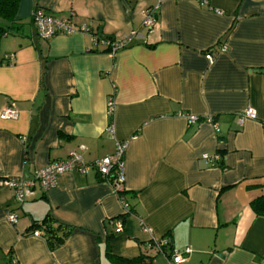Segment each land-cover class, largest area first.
Listing matches in <instances>:
<instances>
[{
  "label": "crops",
  "instance_id": "obj_1",
  "mask_svg": "<svg viewBox=\"0 0 264 264\" xmlns=\"http://www.w3.org/2000/svg\"><path fill=\"white\" fill-rule=\"evenodd\" d=\"M35 8L74 32L39 38ZM132 32L115 51L102 42ZM8 103L18 117L0 118V178L30 179L73 151L92 163L128 142V210L94 169L22 204L0 185V264H169L187 248L181 264H261L264 216L250 203L264 196V0H19L0 37V113ZM248 107L255 118L240 123ZM44 220L69 228L54 248L31 234Z\"/></svg>",
  "mask_w": 264,
  "mask_h": 264
},
{
  "label": "built area",
  "instance_id": "obj_2",
  "mask_svg": "<svg viewBox=\"0 0 264 264\" xmlns=\"http://www.w3.org/2000/svg\"><path fill=\"white\" fill-rule=\"evenodd\" d=\"M32 22L35 26L37 35L41 39H49L58 33L71 34L74 32V28L69 19H58L51 15L45 14L41 9L35 8L31 14ZM154 24V18L151 16L149 10H146L145 25L151 29ZM83 31H88V28H83ZM136 36V32H132L129 37L123 40H102L104 44L115 51L117 49L127 46L132 38ZM93 41L98 40L97 36L92 35ZM209 63L213 62L214 55L211 51L205 54ZM13 55H9V61L13 60ZM109 111L112 110V102H108ZM18 117V110L14 103H8L0 113L1 119H16ZM254 110L250 107L245 108L239 115L238 119L241 123L245 119H254ZM199 118L196 116H187L189 124L195 123ZM211 122V119H208ZM216 127V124L214 125ZM217 128V127H216ZM128 147V142H120L117 144L115 152L111 155L104 156L92 163H86L81 155L77 152H70L66 159L53 161L46 164L44 167L39 168L32 178L22 179L19 177L0 178V185H5L13 190L14 199L18 204L24 203L26 200L33 199L37 192L45 191L56 184V179L60 174L78 171L79 173H86L89 169H94L103 179V181L109 183L114 192H116L121 200L124 208L128 210L127 203L121 196L124 192V159L123 156ZM208 158L207 155H204ZM218 156H213L212 160H217ZM7 220L14 224L17 221V215L14 212H10L7 216ZM118 230L122 229V226L118 223ZM36 237H43L44 233L41 229H35L31 233ZM155 246L162 251V247L166 244V241L159 240L154 242ZM190 249L187 248L184 253L170 252L168 254L169 264H181L185 257L184 254L190 253ZM261 264H264V256L261 258Z\"/></svg>",
  "mask_w": 264,
  "mask_h": 264
},
{
  "label": "trees",
  "instance_id": "obj_3",
  "mask_svg": "<svg viewBox=\"0 0 264 264\" xmlns=\"http://www.w3.org/2000/svg\"><path fill=\"white\" fill-rule=\"evenodd\" d=\"M18 4L19 0H0V37L14 32ZM106 38L112 40L111 37ZM250 207L255 215L264 216V196L253 200L250 203ZM39 226L44 228V237L50 248L58 246L64 240L69 231V228L64 225L54 227L53 225L46 223V220L40 222ZM111 257L114 264H151L150 260L143 256L136 258H122L119 256Z\"/></svg>",
  "mask_w": 264,
  "mask_h": 264
}]
</instances>
